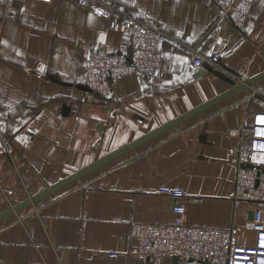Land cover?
I'll list each match as a JSON object with an SVG mask.
<instances>
[{
  "label": "crops",
  "instance_id": "0c3cea01",
  "mask_svg": "<svg viewBox=\"0 0 264 264\" xmlns=\"http://www.w3.org/2000/svg\"><path fill=\"white\" fill-rule=\"evenodd\" d=\"M116 2L156 17L173 38L158 78L127 75L103 97L88 92L86 54L130 53L126 31L77 0H0V212L229 88L208 65L192 69L190 47L227 52V66L243 79L264 71V0L253 1L243 30L224 19L218 35L210 32L218 18L210 0ZM254 87L2 220L0 264H149L132 253L131 224L173 221L176 199L159 192L164 187L185 190L188 223L234 225L239 241L252 244L255 202L236 196L248 132L227 130L264 110V77ZM251 161L264 166V153Z\"/></svg>",
  "mask_w": 264,
  "mask_h": 264
},
{
  "label": "built area",
  "instance_id": "2783aa9c",
  "mask_svg": "<svg viewBox=\"0 0 264 264\" xmlns=\"http://www.w3.org/2000/svg\"><path fill=\"white\" fill-rule=\"evenodd\" d=\"M210 1L218 8V18L210 32L218 35L224 19L230 20L238 29L243 30L254 0ZM77 2L106 18L111 29L124 30L131 38L130 53L96 48L88 50L85 73L90 94L108 97L113 86L121 78L139 72L152 80L159 77L166 54L165 40L173 36L161 28L156 17L130 13L116 0ZM5 13L9 17H15L14 10L7 9ZM190 49L191 67L195 72L208 65L237 82L243 80L237 72L227 66V52H202L196 47ZM258 92L264 96V89H258ZM242 131L248 132V136L241 137L236 196L255 202L251 220L255 231L254 242L241 243L238 239V228L234 225L206 226L188 223L187 207L179 200L187 196V193L182 188L164 187L159 192L176 199L173 206L175 218L171 222L134 221L131 224L130 236L136 243L132 253L137 260L159 264L164 257L174 256L178 258V264H264V166H247L252 162L251 157L255 152L264 153V110L255 111L250 119L245 118L243 128H231L227 130V134L236 136ZM111 255L118 254L111 252Z\"/></svg>",
  "mask_w": 264,
  "mask_h": 264
},
{
  "label": "water",
  "instance_id": "95a60500",
  "mask_svg": "<svg viewBox=\"0 0 264 264\" xmlns=\"http://www.w3.org/2000/svg\"><path fill=\"white\" fill-rule=\"evenodd\" d=\"M209 70L213 73L217 74L221 78H223L228 84L230 85L229 88L220 92L219 94L205 100L198 105L194 106L193 108L177 115L176 117L168 120L167 122L149 130L148 132L140 135L139 137L121 145L120 147L108 152L107 154L95 159L93 162L87 164L86 166L80 168L79 170L61 178L60 180L49 184L45 188L37 191L34 194L29 195L26 199L20 201L19 203L11 206L0 212V222L4 219H7L14 214L20 212L22 209L36 203L38 200L42 199L46 195L50 194L53 191H57L66 185L80 179L84 175L104 166L105 164L109 163L110 161L120 157L121 155L137 148L138 146L144 144L145 142L155 138L156 136L172 129L178 127L180 124L185 122L186 120L194 117L195 115L205 111L206 109L210 108L211 106L217 104L218 102L222 101L223 99L241 91L244 89L251 90L254 87L255 83L264 77V71L259 72L251 77L244 78L242 81L237 82L235 79L231 78L230 76L224 74L223 72L213 69L212 67L208 66ZM253 215V211L251 212ZM177 258V257H176ZM178 260V258H177Z\"/></svg>",
  "mask_w": 264,
  "mask_h": 264
},
{
  "label": "snow or ice",
  "instance_id": "6c2138e0",
  "mask_svg": "<svg viewBox=\"0 0 264 264\" xmlns=\"http://www.w3.org/2000/svg\"><path fill=\"white\" fill-rule=\"evenodd\" d=\"M103 39V37H101Z\"/></svg>",
  "mask_w": 264,
  "mask_h": 264
}]
</instances>
